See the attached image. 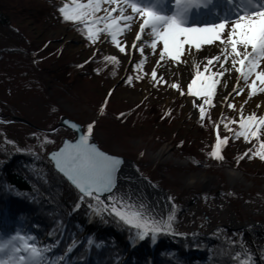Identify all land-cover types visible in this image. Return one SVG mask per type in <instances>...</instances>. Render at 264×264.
<instances>
[{
    "label": "rangeland",
    "instance_id": "1",
    "mask_svg": "<svg viewBox=\"0 0 264 264\" xmlns=\"http://www.w3.org/2000/svg\"><path fill=\"white\" fill-rule=\"evenodd\" d=\"M79 1L88 3V0ZM155 1L157 3V0ZM64 2H66V0H64ZM135 2L141 6H150V3H147L146 0H135ZM53 3L56 5L58 2L54 0ZM170 4H172V0H168V6L161 10L171 14L172 8H170ZM55 5H46L47 11L42 14L40 22L37 24H35L31 18L23 19L22 17L12 15L10 22L13 26L20 27L34 45L39 46L43 41L48 42L53 48L51 50L53 51L52 54H61V59H64L63 57L65 56L64 61L69 60L76 63H83L92 56H116L119 61L117 64V75L122 76L128 73L132 78V83L123 84L119 80V82L112 87L117 81V78L108 77L102 71L96 72L98 75L93 73L87 77H79L77 80L79 86L85 88L90 96L95 97V99L103 97L104 99L108 98L113 101L122 100L129 104L146 100L150 104L156 103L162 106L164 110H172L173 116L164 124L153 121H151V123H136V126L141 127L149 133L146 137L128 136L125 139H117L114 135H116L118 131L115 132V129L112 128V130H109V133H106L101 127L102 125L108 126L109 124L99 121L100 116L94 112L91 104L86 102L87 99L91 98L89 95L81 92V90L77 91V93L75 92V97L78 98L54 93L55 89L50 76H44L43 82H40L32 72L21 67L22 64L19 63L17 56H5L0 62V105L3 106V109L6 112L11 111V113L19 115L42 128H51L57 122L58 119L56 120V116L54 115L55 112L60 113V115L65 114L70 118L81 120L82 122L94 123L97 126L93 131V137L97 143L99 142L100 146L104 144L108 145V151L128 157L134 162L135 160L127 155L136 154L149 165H169V167L159 168L157 170L156 179L152 180L163 187L170 196L173 194L177 195L182 190L188 188L196 191L189 195H184L182 197L183 204H181V206L178 208L174 206L172 214L173 234L168 235H206L210 231L218 228L225 233L231 242H237L235 249L236 256L238 253L245 251L246 246V250L252 254L254 261L260 264L261 258L264 257V232L260 230L261 226L264 227V178H255L252 175H247L245 172L235 167V165L219 169L217 173H210L202 168L186 170L187 161L175 155L170 140H165V142L160 144H156L152 140L153 134L160 136H191L203 143L200 147L202 151H208L212 141L208 130H205L206 133H204L197 128V117L199 112L198 109L194 107V103L197 104L199 99L188 95L182 96L178 91L168 88L166 85L154 86L150 73L155 67L156 61L159 59V53L163 50L162 43H158L157 49L153 52L145 43L146 40L150 41L151 37L143 35L142 40L137 44V47L140 45L144 46L145 52L143 56L131 47L136 34L139 32V25L142 23V19L137 15L136 19L130 22L131 29L118 37L122 45L127 46L126 53L122 54L119 52L118 48L110 42V38L106 35H101L100 37V41L103 42L98 41L93 43L84 38L83 32L71 26L68 22L63 21ZM118 6L121 5H108L102 3L100 10L102 16L105 15L104 9ZM125 14L132 15L133 13L129 8ZM114 15L118 16L119 12ZM204 26L207 25L197 23L190 27L197 28ZM230 27L231 25L229 24L228 28ZM149 31L150 30L146 29V33ZM227 31L228 29L225 30V36L227 35ZM10 46L11 43L0 35V52ZM185 47L187 48L188 46L186 45ZM202 48L203 50L193 56V59H189L187 54L183 56L181 59L186 60V64L180 63L178 66H174L175 62L165 58L164 67L156 68V71L158 73H163L165 80L169 82L179 81L182 90L186 92V86L195 73V68L189 65V63L192 61L202 64L203 58L219 54V49L215 44L203 45ZM52 59H55V57ZM142 59L146 61L142 68L134 70V66L131 67V64H139ZM230 66L231 59L225 64L226 68ZM261 67L264 68V64H262ZM213 71H215V69H213ZM145 73H147V75H145ZM232 74L237 76L234 69L230 73H226V75ZM138 77L140 78L138 79ZM220 83L222 84V82ZM226 83L228 86V80ZM249 83H251V80ZM234 85L235 84H233V86ZM233 86L228 90L225 96L229 95ZM109 90H111V96H109ZM256 96L249 99V89L245 87L242 95L235 96L233 94V96L229 97V102L236 105V110H232L224 104L222 99L224 97L223 88L218 86L216 97L213 99L215 107L205 106V109L208 111L205 119L217 120L227 115L232 118V120L239 122L241 118V105H243V115L245 117L252 113H256L258 117L264 116V103H257L255 100ZM198 103L200 104L202 101L200 100ZM257 104H260L261 107L257 108ZM5 116L7 117V115ZM107 129L108 128H106V130ZM220 132L223 133L221 130ZM45 133L49 132L34 129L22 122H0V135L2 140L14 145L18 151L28 153V157L23 159V162L39 176H43L45 164L33 145L38 143L40 149L44 152L54 148L53 139ZM39 135L40 139L37 137ZM30 136L36 137V141H29L28 137ZM259 140L264 142V127L260 128ZM231 142L229 149L231 153H233L244 150L254 141L251 139L250 143H246L244 139L240 137ZM44 144H46L45 146H47L48 149ZM165 147L167 148L166 152L157 155V152ZM257 156L258 155H254L251 159L248 157L244 158L241 161L242 167H248L251 171L260 170L264 172V163H261ZM237 158L240 159L239 156H237ZM228 169L239 172L241 180H234L229 177L226 173ZM140 172L146 175L141 170ZM194 174L210 176L211 183L208 185H205L201 181L186 183V179ZM224 182H228L230 187L234 190L244 193L243 197H235V206L229 202L227 195L222 191ZM254 190H257L259 193H255ZM92 203L94 207H96V202L92 201ZM98 209L100 212L104 209V205H99ZM90 212H94V209H90L88 215L77 220L78 227L82 230L81 235H85L97 225L98 216L96 214L93 215L92 221L88 222ZM7 240L8 239L1 240L0 243ZM40 241L41 245H44V239L42 238ZM137 241L138 240H136L133 235L129 242L133 246ZM238 261L240 263L239 259Z\"/></svg>",
    "mask_w": 264,
    "mask_h": 264
},
{
    "label": "trees",
    "instance_id": "2",
    "mask_svg": "<svg viewBox=\"0 0 264 264\" xmlns=\"http://www.w3.org/2000/svg\"><path fill=\"white\" fill-rule=\"evenodd\" d=\"M53 2L54 0H0V35L11 43L10 47L0 52V62L5 56H17L19 63L22 64L21 67L32 72L40 82H43L44 76H50L55 89L54 93L75 97V92L81 90L89 95L91 98L86 102H89L94 112L100 116L99 121L109 124L101 127L106 133L114 128L115 132L118 131L114 135L117 139H125L128 136L146 137L149 133L136 126V123L153 121L164 124L168 122L173 116L172 110H164L162 106L156 103L150 104L146 100L129 104L122 100L113 101L107 98V105L101 112V106L106 99L103 97L95 99L90 96L85 88L79 86L77 80L79 77H87L93 73L98 75L96 73L98 71L104 72L108 77L117 78L119 77L118 63H112L102 55L92 56L86 60L89 61L88 63L64 61L65 56L61 59V54H52L53 48L48 42L43 41L39 46L34 45L20 27L13 26L10 22L12 15L23 19L31 18L37 24L42 14L47 11L46 5L54 6ZM57 2L55 5L57 11L64 4H71V0L66 2L57 0ZM97 15L102 16V12L99 11ZM68 24L83 32L86 38L82 25L73 22ZM53 57L55 59H52ZM78 65L84 66L78 67ZM134 65L135 63H132L131 67ZM129 77L131 76L128 73L123 74L120 76V82L128 84L126 81ZM207 114L206 110L205 116ZM54 115L57 120L60 113L55 112ZM232 121V118L224 115L217 120L207 118L201 122L198 115L197 128L204 133L208 130L212 138L208 151H202L200 147L203 143L191 136L153 134L152 140L156 144L170 140L175 155L187 161L186 170L202 168L207 172L217 173L219 169L235 165L247 175L264 178V172L251 171L248 167H242L243 159L237 158V156H244L249 148L252 149L250 155L254 156L263 141L253 139L254 142L249 147L240 152L231 153L229 149L231 141L236 140L235 133L241 131L239 122L232 123ZM77 122L85 131L90 124L81 120ZM225 124L228 125L227 128ZM96 126L94 124V129ZM217 132L221 139L228 138V143L222 146L221 160L214 159L210 155L217 142ZM45 134L53 139L54 147L60 142L62 136L71 137V133L63 128ZM37 137L40 139V135ZM28 139L36 141L37 138L30 136ZM98 145L100 146L99 142ZM33 147L45 164L43 176L35 174L23 162V159L28 157V153L18 151L14 145L3 141L0 135V239L18 234L34 237L37 246H47L50 249L44 254L48 264H240L238 259H235L237 242L235 244L231 242L218 228L206 235H159L156 242L146 239L143 242L137 241L132 246L129 241L135 230L109 217L103 209L100 211L103 214L97 217V225L85 235H81L82 230L78 227L77 220L84 218L90 208L86 206V203L77 207L79 192L52 168L50 161L46 158V152L40 149L38 143H35ZM45 147L48 149L47 146ZM100 147L109 150L106 144ZM127 156L132 157L140 170L153 180L156 179L159 168L169 167V165H149L136 154ZM257 158L259 159V156ZM260 162L264 163L262 160ZM195 191L188 188L177 195H171L175 208L183 204L184 195ZM222 191L234 206L235 197L244 195L242 191L231 188L228 182H224ZM254 191L259 193L257 190ZM42 238L44 245H41ZM60 257L63 259L61 260ZM260 264H264V257L261 258Z\"/></svg>",
    "mask_w": 264,
    "mask_h": 264
},
{
    "label": "snow or ice",
    "instance_id": "3",
    "mask_svg": "<svg viewBox=\"0 0 264 264\" xmlns=\"http://www.w3.org/2000/svg\"><path fill=\"white\" fill-rule=\"evenodd\" d=\"M102 3L121 6L106 8L105 15L99 16L97 13L101 10ZM213 4L214 0H172V11L169 14L161 10L168 6V0H157L155 5L147 7L138 5L135 0H88L86 4L71 0V4H64L58 11L64 22L82 25L90 42H103L100 37L106 35L122 54L126 53L127 46L122 45L118 37L131 29L130 22L139 15L142 23L131 47L143 56L144 46L137 47L143 35L151 37V40H146L145 43L153 52L158 43L163 45L159 59L150 73L154 86L166 85L182 96L188 95L201 100L202 103H194V107L198 109L199 119L203 122L206 115L205 106L215 107L213 99L216 97L218 86L227 88L226 82L221 85V79L233 69L237 73L236 83L229 95L222 98L228 108L236 110V105L229 102V97L233 94L242 95L245 87L249 89V99L264 93V68L261 67L264 64V0H226L230 15L225 13L218 22L204 27H190L193 11L208 8ZM129 8L132 15L125 14ZM117 12L119 15H114ZM146 29L150 31L146 33ZM226 29L228 31L225 36ZM213 44L219 49V54L203 58L202 70L201 63L193 65L195 73L186 86V92L182 90L179 81L169 82L165 80L163 73L156 71V68L164 67L165 58L175 62L174 66L186 64L187 61L181 59L183 56H195L203 50V45ZM229 59L231 66L226 68L225 64ZM107 60L119 63L116 56H108ZM145 62L142 59L139 64L134 65V70L141 69ZM126 82L131 84L132 78L129 77ZM106 105L107 99L101 106V112ZM260 107L261 105L257 104V108ZM240 112L241 131L235 133V139L243 137L246 143H250L251 139L258 140L260 128L264 127V116L258 117L256 113H252L245 117L243 105L240 106ZM232 123L237 121L233 120ZM224 126L228 127L227 124ZM71 128L74 134L83 132L74 124ZM93 129L94 123H90L86 134L78 135L74 143L65 142L59 151L51 153L49 157L54 162L56 171L66 177L79 192L77 207L86 203L88 208L94 209V214L100 216L103 213L99 212L98 206L104 205V212L135 230L134 237L140 242L146 239L156 242L159 235L173 234L172 215L167 217L166 222H161L150 215V209L143 203L138 205L131 197L118 192V175L124 162L118 157L105 154L89 142ZM227 143L228 138L221 139L217 132V142L211 157L221 160L222 146ZM251 153L252 149L249 148L240 159H251ZM254 155L264 161V142L260 143V149ZM92 201L96 202V207ZM34 240V237L18 234L0 243V264H48L44 254L50 249L47 246H37ZM235 259H239L240 264H255L246 246L245 251L238 253Z\"/></svg>",
    "mask_w": 264,
    "mask_h": 264
},
{
    "label": "water",
    "instance_id": "4",
    "mask_svg": "<svg viewBox=\"0 0 264 264\" xmlns=\"http://www.w3.org/2000/svg\"><path fill=\"white\" fill-rule=\"evenodd\" d=\"M116 80L117 81L113 84L112 87H114L119 82L120 76L117 77ZM110 92L111 90H109L108 93ZM0 122L2 123L22 122V123L29 125L30 127H33L34 129H38V130L45 131V132H52L58 128H64L68 130L71 133V137L62 136L58 145L54 148L49 149L46 152V157L50 161L51 166L55 171L56 169L54 166V162L49 159L51 153L59 151V149L63 147L65 142L74 143L78 135L86 134V131L83 130L82 125L79 122H77L73 118L68 117L65 114L60 115L57 122L51 128H42V127L36 126L33 123H31L29 120L19 115L13 114V113H11V115L8 118H5V115H1L0 113ZM73 124L79 127L80 129H82L83 132L74 134V131L71 128V125ZM89 142L95 144V146L99 150L103 151L105 154L118 157L122 159V161L124 162L121 165V171L118 175V186L123 181L127 183V187L123 195L131 197L138 205L140 203H143L145 206H147V209H150V215L152 217H155L157 220L161 222H166L167 217L173 214V210L175 206L174 201L172 200L170 194L167 193L164 190V188L161 187L157 182L153 181L148 176L142 174L138 166L132 159L101 148L98 145L95 138L93 137V135L90 138ZM64 178L66 179V177ZM66 181L68 180L66 179ZM68 183L71 184L69 181Z\"/></svg>",
    "mask_w": 264,
    "mask_h": 264
},
{
    "label": "bare ground",
    "instance_id": "5",
    "mask_svg": "<svg viewBox=\"0 0 264 264\" xmlns=\"http://www.w3.org/2000/svg\"><path fill=\"white\" fill-rule=\"evenodd\" d=\"M139 24V23H138ZM187 57L190 59H193V56H189L187 55ZM195 63L194 62H190L189 65H192V67H194ZM202 67H203V63L201 64V70H202ZM236 75H226L221 79V82L223 85V82L225 83L227 80L229 82L227 88H223V96H225L228 92V90L233 86V84H235V81H236ZM255 100L257 103H260V104H263L264 103V93H261V94H258L256 97H255ZM200 102V100H198ZM197 101V104H199ZM166 147L165 148H161L158 152H157V155H160L161 153H165L166 152ZM227 175L229 177H231L232 179L234 180H241V177H240V173L233 170V169H228L226 171ZM196 181H201L203 182L205 185H208L211 183V177L208 176V175H200V174H194V175H191L189 176L187 179H186V183H193V182H196ZM127 187V183L126 182H121L120 185L118 186V192L123 195V193L125 192V189ZM151 196V195H149ZM152 198V197H151ZM93 215H94V212H90V215L88 216V222H91L92 221V218H93ZM264 227L261 226L260 230L261 232H264L263 231Z\"/></svg>",
    "mask_w": 264,
    "mask_h": 264
},
{
    "label": "flooded vegetation",
    "instance_id": "6",
    "mask_svg": "<svg viewBox=\"0 0 264 264\" xmlns=\"http://www.w3.org/2000/svg\"><path fill=\"white\" fill-rule=\"evenodd\" d=\"M0 113H1V115H7V117L9 116V115H11V111H9V112H6L4 109H3V106L2 105H0ZM6 117V116H5ZM6 117V118H7Z\"/></svg>",
    "mask_w": 264,
    "mask_h": 264
}]
</instances>
